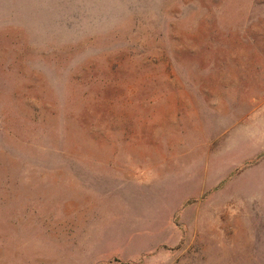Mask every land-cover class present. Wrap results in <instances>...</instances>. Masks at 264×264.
<instances>
[{
	"label": "rangeland",
	"instance_id": "374dc122",
	"mask_svg": "<svg viewBox=\"0 0 264 264\" xmlns=\"http://www.w3.org/2000/svg\"><path fill=\"white\" fill-rule=\"evenodd\" d=\"M0 264H264V0H0Z\"/></svg>",
	"mask_w": 264,
	"mask_h": 264
}]
</instances>
